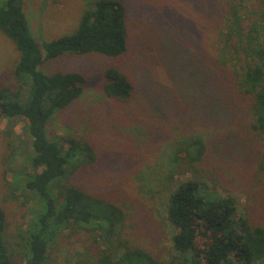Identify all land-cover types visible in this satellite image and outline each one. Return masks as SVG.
Instances as JSON below:
<instances>
[{"label":"trees","instance_id":"1","mask_svg":"<svg viewBox=\"0 0 264 264\" xmlns=\"http://www.w3.org/2000/svg\"><path fill=\"white\" fill-rule=\"evenodd\" d=\"M21 1L0 0V33L19 52L13 83L0 87V119L5 121L0 134L7 145L5 153H25L30 166L27 173L20 167L10 168L7 197L18 201L31 192L38 198V207L16 243L7 240L6 216L0 207V264H15L17 253L22 264L54 263L51 253L73 239L90 253L86 254L90 261L77 264H161L150 254L127 247L122 209L74 181L83 168L92 169L97 163L95 147L79 137L50 133L55 117L81 97L86 79L75 72L47 75L40 69L46 60L66 54L97 53L112 58L128 54L125 3L88 2L74 34L44 42L40 48ZM212 1L217 15L211 37L210 88L222 81L213 102L237 108L242 103L246 115L238 129L245 135L255 133L262 141L260 157L252 162L256 166L246 167L248 180L259 183L264 175V0ZM104 80L107 99L130 100L134 86L126 73L112 66L106 69ZM207 95L195 93L191 100L199 106V98L203 102ZM211 108L214 114L209 120L213 121L225 116L230 107L226 111ZM171 145L173 170L167 177L171 181L181 174L192 175L184 182L175 181L174 186L166 184L162 195L164 221L173 231L174 259L178 264H264V217L252 215L230 189L222 188L224 198L202 186L213 182L199 172L208 143L200 135L181 134Z\"/></svg>","mask_w":264,"mask_h":264},{"label":"rangeland","instance_id":"2","mask_svg":"<svg viewBox=\"0 0 264 264\" xmlns=\"http://www.w3.org/2000/svg\"><path fill=\"white\" fill-rule=\"evenodd\" d=\"M91 1L21 2L30 32L42 48L44 42L74 34ZM122 1L127 11L128 54L119 58L97 53L66 54L46 60L40 67L47 75L75 72L86 79L81 97L55 117L50 133L79 137L95 147L97 163L92 169L83 168L73 179L86 192L103 197L123 210L126 226L122 233L128 241L127 247L150 254L161 264H178L172 251L173 231L164 221L162 195L166 184L174 186L175 181L184 182L192 175L181 174L171 181L167 177L173 170L171 142L181 134L200 135L208 143L209 152L199 172L213 181L202 186L208 193L224 198L222 188L230 189L241 204L248 205L252 215L263 218L264 175L259 183L254 179L250 182L246 170L248 166H256L252 162L260 157L257 152L263 149L262 141L255 133L245 135L238 129L246 115L242 103L237 108L223 101L213 102V97L219 95L215 89L222 84L221 81L217 88H210L208 79L217 15L213 1ZM18 59L19 52L12 41L0 33V87L13 83ZM112 66L126 73L133 83L134 92L127 103L107 99L103 93L104 73ZM201 92L208 95L203 102L199 98L196 106L191 99ZM232 100L228 99V103ZM189 105L190 109H186ZM212 106L224 111L230 108L225 116L210 121L214 114ZM4 124L0 119V126ZM20 129L21 124L16 128L17 133ZM3 139L0 134V207L6 216L7 240L16 243L20 231L35 215L38 198L31 192L27 199L20 197L18 201L7 197L5 183L11 181L13 174L10 168L20 167L27 173L30 166L25 153L14 156L5 153L7 145ZM74 240L51 253L54 262L51 264L89 260L90 253ZM14 247L17 251L22 249ZM15 258V264H22L18 253Z\"/></svg>","mask_w":264,"mask_h":264}]
</instances>
